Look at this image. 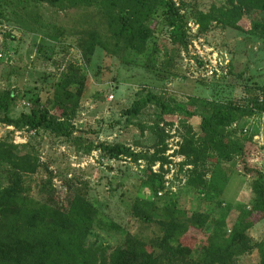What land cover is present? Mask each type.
<instances>
[{
    "label": "rangeland",
    "instance_id": "obj_1",
    "mask_svg": "<svg viewBox=\"0 0 264 264\" xmlns=\"http://www.w3.org/2000/svg\"><path fill=\"white\" fill-rule=\"evenodd\" d=\"M177 2L185 6L182 43L172 39L166 29L167 12L159 9L147 50L136 54L108 37L107 20L97 3L71 8L36 0H0V91L15 96L11 116L29 113L39 98L50 115L58 117L53 103L56 87L67 81L68 90L76 94L65 117L72 125L69 137L0 120V147L17 145L37 164L35 172L23 173L0 158V184L8 186L13 173L20 172L22 192L32 199L66 206L75 192L86 196L97 215L84 246L94 251L100 264H112L113 254L126 248L147 258L166 234L161 220L187 227L179 237L191 248L187 264L212 260L214 246L229 240L238 224L246 226L242 252L236 247L223 261L211 264H263L264 219L246 214L255 198L252 176L236 156L215 164L211 150L197 166L221 192L212 199L199 196L186 187L195 166L181 147L185 138L200 142L201 116L216 105L246 110L264 102V39L202 17V12L226 0ZM94 31L107 48L97 45L86 54L83 45ZM216 51L223 61L219 76L202 77L200 54ZM148 93L164 107L153 101L139 114H128ZM235 117L225 129L227 138L244 143L249 163L264 174V112L236 111ZM241 128L248 130L246 136ZM102 144H122L141 158H110ZM135 200L154 204V221L135 216ZM194 212L207 215L204 229L191 224Z\"/></svg>",
    "mask_w": 264,
    "mask_h": 264
},
{
    "label": "trees",
    "instance_id": "obj_2",
    "mask_svg": "<svg viewBox=\"0 0 264 264\" xmlns=\"http://www.w3.org/2000/svg\"><path fill=\"white\" fill-rule=\"evenodd\" d=\"M47 2L54 6L79 7L97 3L103 9L107 20V35L116 46L122 44L126 49L136 54L145 53L147 43L154 35L158 26L157 11L167 12L166 29L170 30L172 39L182 43L185 37L184 5H176L173 0H36ZM203 18L216 20L223 27L239 29L247 34L264 39V0H226L220 7H213L208 13H201ZM201 17V18H202ZM107 48L105 40L99 32H90L85 40L83 51L91 54L96 46ZM154 50H157L155 46ZM65 81L56 87L53 103L60 112L58 117L51 116L40 103L34 102L29 113L24 112L19 117L11 116V103L15 100L13 93L0 91V120L15 127L26 126L32 130H44L69 137L72 135V125L66 123L65 117L69 111V101L76 94L68 90ZM164 107L159 98L148 93L146 98L135 102L127 111L128 114H139L151 102ZM236 111L253 115L264 112V102H256L250 108L241 110L230 104L216 105L209 114L201 116L200 142L185 138L181 153L195 166L187 179L186 187L193 189L200 196L217 197L221 189L219 185L207 180L205 173L198 170V162L207 160L209 152H215V164L239 158L243 171L253 178L255 198L252 206L246 212L249 218L264 219V178L263 171L249 163L248 148L244 143L228 139L225 129L236 121ZM237 126V124H236ZM243 136L248 130L241 128ZM250 139L252 136H249ZM246 138V137H245ZM104 155L110 158L129 157L138 160L141 156L130 147L122 144H102ZM0 158L10 163L23 173H33L37 169L36 161L18 150V146L9 144L8 149L0 147ZM157 177V175H154ZM22 176L20 172L13 173V180L8 186L0 184V264H100L92 249L85 248L86 234L96 220V206L83 194L75 192L68 198L66 206L55 204L52 200L41 202L30 198L22 192ZM225 204V203H223ZM133 212L143 222H152L156 207L154 204L135 200ZM191 224L198 229H204L208 224L206 214L192 213ZM165 229V236L157 242V249H152L149 256L143 257L133 251L123 249L115 252L112 264H187L191 248L182 243L179 237L187 227L170 220L159 221ZM241 223V222H238ZM246 226H238L232 232L231 238L223 245L214 246L215 257L207 260L223 261L225 255H230L236 247L246 245L244 231ZM173 242L171 240H176ZM168 240V241H167ZM177 243L174 246L173 243ZM130 253V254H128ZM133 253V254H132ZM201 264V263H200ZM264 264V258H263Z\"/></svg>",
    "mask_w": 264,
    "mask_h": 264
},
{
    "label": "built area",
    "instance_id": "obj_3",
    "mask_svg": "<svg viewBox=\"0 0 264 264\" xmlns=\"http://www.w3.org/2000/svg\"><path fill=\"white\" fill-rule=\"evenodd\" d=\"M173 1L176 3V5H178L177 0H173ZM200 55L201 56L199 59H200V62L203 64L201 76L205 78L218 77L220 73V67L223 65L222 58L220 59L218 51H216L212 55L210 54H206V56L204 54H200ZM110 98H113V95H110ZM256 138H259V137L255 136V140H257Z\"/></svg>",
    "mask_w": 264,
    "mask_h": 264
}]
</instances>
